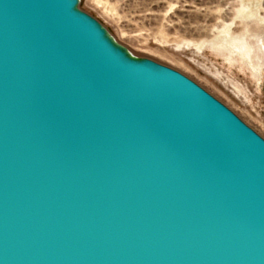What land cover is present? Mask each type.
I'll return each mask as SVG.
<instances>
[{"label": "water", "instance_id": "water-1", "mask_svg": "<svg viewBox=\"0 0 264 264\" xmlns=\"http://www.w3.org/2000/svg\"><path fill=\"white\" fill-rule=\"evenodd\" d=\"M80 0H0V264H264V138Z\"/></svg>", "mask_w": 264, "mask_h": 264}, {"label": "rangeland", "instance_id": "rangeland-1", "mask_svg": "<svg viewBox=\"0 0 264 264\" xmlns=\"http://www.w3.org/2000/svg\"><path fill=\"white\" fill-rule=\"evenodd\" d=\"M79 7L132 54L190 78L264 138V66L250 67L240 42L225 37L243 38L258 17L264 27V0H80ZM248 7L257 16L246 18Z\"/></svg>", "mask_w": 264, "mask_h": 264}, {"label": "bare ground", "instance_id": "bare-ground-1", "mask_svg": "<svg viewBox=\"0 0 264 264\" xmlns=\"http://www.w3.org/2000/svg\"><path fill=\"white\" fill-rule=\"evenodd\" d=\"M256 1L259 2V0H256ZM248 10H249L248 13L245 15V17L247 16L246 18L257 16V14L259 13V12L257 13L256 10L251 9V7H248ZM262 21L263 20L259 19V17L258 19L254 20L255 22L254 27L246 31L245 33L247 37H245L246 36L245 35L243 38H240L242 36L241 35L239 38L237 36L235 38L231 36L229 37L227 34H225L226 38L237 39V41L240 42L242 48L244 49L245 55H247V59H248L247 61H249L248 63H251L250 67H252L253 69H256L257 71H260L261 68L264 66V27L262 28L257 27L259 23H261ZM248 26H251V25H248Z\"/></svg>", "mask_w": 264, "mask_h": 264}]
</instances>
